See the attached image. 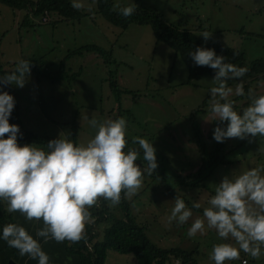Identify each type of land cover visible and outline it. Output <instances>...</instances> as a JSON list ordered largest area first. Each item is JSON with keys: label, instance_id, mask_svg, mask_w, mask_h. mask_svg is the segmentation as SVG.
<instances>
[{"label": "rangeland", "instance_id": "obj_1", "mask_svg": "<svg viewBox=\"0 0 264 264\" xmlns=\"http://www.w3.org/2000/svg\"><path fill=\"white\" fill-rule=\"evenodd\" d=\"M118 2L124 5L131 0H113L114 8ZM133 2L157 10L171 24L197 27L203 46L212 42L239 50L247 63L264 58V0ZM80 11L86 15L77 20L63 19L56 13L44 18L26 17L24 11L0 3V63L10 73L18 59L29 61L23 86L11 84L23 128L54 138L60 134L74 144H83L95 131L85 117L98 122L123 117L126 139L132 142L133 137H142L161 154L155 157L160 163V177L145 175L141 188L130 197L125 195L132 213L155 245L186 250L197 247L199 263L213 264L209 258L212 245L221 242L215 231L206 230L204 235L189 238L187 228L192 219L202 215L207 198L222 176L264 166V137L251 141L247 137L225 138L224 163L199 185H180L179 173H195L201 164L192 140V110H202L195 118L208 149L215 144L208 133L219 120L206 121L211 118L208 89L213 75L189 80L181 57L158 41L149 25L115 26L97 13L96 0H86V7ZM202 31L210 32L207 40L199 35ZM87 45L97 46L101 52L84 51L65 60L69 51ZM235 83L227 81L231 87ZM251 88L264 93V81L252 83ZM230 99L237 109L246 100L234 95ZM203 101L206 105L200 107ZM175 196L189 208L198 201L201 208L192 209L186 223L177 225L173 221L166 226ZM241 253L247 264H264V254L254 260ZM240 260L227 264H241ZM105 264H136V260L132 254L109 249Z\"/></svg>", "mask_w": 264, "mask_h": 264}, {"label": "clouds", "instance_id": "obj_2", "mask_svg": "<svg viewBox=\"0 0 264 264\" xmlns=\"http://www.w3.org/2000/svg\"><path fill=\"white\" fill-rule=\"evenodd\" d=\"M69 2L76 10L86 7V0ZM115 9L121 16L129 17L136 5L133 0L124 5L118 2ZM199 35L207 40L210 32ZM188 55L195 65L214 70L208 89L211 118L206 121L226 123L213 128L212 138L222 142L225 138L247 137L251 141L264 137V93L252 88L245 93L242 82L234 87L227 84L229 80L239 81L247 67L228 62L212 48L197 46ZM15 63L12 72L0 75V85L23 86L29 61L18 59ZM233 95H247V106L235 110L230 99ZM13 106L11 94L0 90V202L8 213L19 212L25 220L40 221L42 226L36 229L35 236L45 241L74 243L84 239L85 225L93 223L89 209L98 198L110 206L118 204L122 192L129 197L134 195L141 188L143 177L157 167L155 149L146 139L133 137L138 149L125 151L123 117L99 122L85 117L95 131L83 144H74L60 134L47 141L46 149L34 143L18 144V126L8 122ZM141 153L143 168L135 163ZM173 201L165 218L166 226L173 221L177 225L186 223L192 217V209L201 208L198 201L187 207L179 196ZM206 203L202 215L192 219L186 234L191 238L204 235L206 230L215 231L221 242L212 245L209 258L213 264L239 260L241 252L254 260L264 254V166L222 176ZM0 240L19 255L35 259L37 264H49L38 240L19 224L0 226Z\"/></svg>", "mask_w": 264, "mask_h": 264}, {"label": "trees", "instance_id": "obj_3", "mask_svg": "<svg viewBox=\"0 0 264 264\" xmlns=\"http://www.w3.org/2000/svg\"><path fill=\"white\" fill-rule=\"evenodd\" d=\"M0 3L13 10L24 11L26 17L40 16L44 18L49 17L51 13H56L63 19L77 20L86 15V13L72 8L69 0H0ZM113 4V0H96V11L107 22L122 28L128 27L131 23L149 25L154 37L158 41L165 43L175 54L181 57L188 68L189 80H196L206 75H214L213 69L207 66L195 65L188 55L189 50L194 51L197 46H200L212 48L216 54L224 56L230 63L247 67L248 71L239 78V81L233 80L236 83H243L245 93L252 87V83L264 81V58L254 59L247 63L243 52L239 50L212 42L203 46L196 34L197 27L188 29L185 24H171L157 10L143 7L138 2L135 3V12L129 17H123L114 8ZM84 51H99L100 53L101 49L94 45L82 46L79 49L69 51L65 60L71 55L81 54ZM233 52L236 54L233 55ZM5 74H8V72L3 69L0 63V75ZM112 85L114 86L115 83ZM0 90L8 92L14 99V106L10 111L8 122L18 126L17 143H34V146L46 149L47 141L54 137L24 129L11 84L0 85ZM240 97L246 99L241 108L247 106V95ZM204 105H206L205 101L200 107ZM233 107L237 111L241 109H237L235 104H233ZM199 111L202 110L200 108L192 110L190 121L192 140L197 145L201 164L195 173L190 172L184 175L182 172L181 174L179 173L177 178L180 185L184 184L190 188L199 185L201 181H204L212 174L216 166L224 163L223 141H215L211 149H208L204 142L195 118ZM225 123L218 121L215 126L223 127ZM212 131H209L208 137H212ZM73 137V141H75V136ZM125 141V151L129 148L138 149L128 139L125 138ZM160 155V152L155 149V157L157 158ZM156 158L157 167L152 173L154 178L159 176L158 172L160 171H158L160 163ZM135 163L139 166H144L145 162L142 159V153L138 155ZM168 190L171 193L173 192L169 188ZM4 208L5 205L0 202V226L6 223H16L23 226L29 234L38 240L41 249L49 257V264H105L107 250L109 249L120 254H132L136 264H200L197 259V247L192 250L178 247L161 248L150 241L146 235L145 226L139 223L132 213L131 202L125 198L124 192L121 193L120 202L114 206H110L108 202L98 198L97 203L89 209L93 217V223L85 225L84 239L74 243L68 241L56 242L52 239L45 241L43 238L36 237V229L42 226L40 221L25 220L19 212L8 213ZM240 258L241 264H244V262L247 264L248 261L243 257L242 253H240ZM0 264H37V262L35 259H30L26 254L24 256L19 255L15 248L8 247L3 240H0Z\"/></svg>", "mask_w": 264, "mask_h": 264}, {"label": "built area", "instance_id": "obj_4", "mask_svg": "<svg viewBox=\"0 0 264 264\" xmlns=\"http://www.w3.org/2000/svg\"><path fill=\"white\" fill-rule=\"evenodd\" d=\"M45 20V19H44Z\"/></svg>", "mask_w": 264, "mask_h": 264}]
</instances>
